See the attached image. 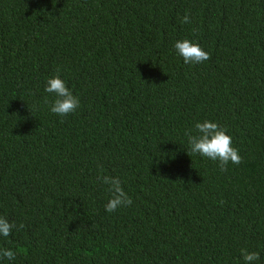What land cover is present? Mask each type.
<instances>
[{"label":"trees","instance_id":"16d2710c","mask_svg":"<svg viewBox=\"0 0 264 264\" xmlns=\"http://www.w3.org/2000/svg\"><path fill=\"white\" fill-rule=\"evenodd\" d=\"M205 120L240 164L188 155ZM101 175L132 204L105 211ZM0 216L25 225L0 264H264V0H0Z\"/></svg>","mask_w":264,"mask_h":264},{"label":"clouds","instance_id":"9594fccd","mask_svg":"<svg viewBox=\"0 0 264 264\" xmlns=\"http://www.w3.org/2000/svg\"><path fill=\"white\" fill-rule=\"evenodd\" d=\"M182 22L190 23V17L185 14ZM177 54L183 58L185 64H199L210 59V54L205 51L199 43L189 39L178 40L174 44ZM45 92L54 93L56 99L50 105V111L58 116L65 117L76 111L80 105L79 98L73 95L72 91L66 86L64 80L60 78L59 72L47 80ZM45 103H48L47 98ZM196 134L186 132L189 151L188 155L199 154L212 161L219 162L221 171H227L229 162L240 164L242 157L239 150L233 147L232 137L227 134V129L221 127L218 123L205 120L195 124ZM98 182L107 185L109 200L105 205V211L111 213L121 207H127L132 204V198L125 192L122 182L118 177L101 175L97 177ZM23 223L16 225L9 222L5 217L0 216V235L8 237L15 228L17 231L23 229ZM241 254L245 264H253L259 260L258 252H249L247 249H241ZM16 253L7 248H0V259L13 261Z\"/></svg>","mask_w":264,"mask_h":264}]
</instances>
